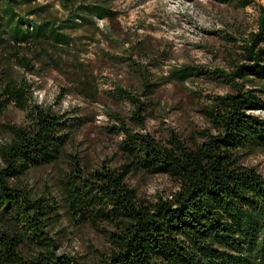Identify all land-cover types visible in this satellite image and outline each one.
Wrapping results in <instances>:
<instances>
[{"label":"trees","instance_id":"obj_1","mask_svg":"<svg viewBox=\"0 0 264 264\" xmlns=\"http://www.w3.org/2000/svg\"><path fill=\"white\" fill-rule=\"evenodd\" d=\"M30 1L0 0V47L57 41L66 36L68 28L95 24L94 18L115 14L110 0H58L67 10L66 18L36 23L31 17L46 6L29 5L20 13L18 9ZM249 3L240 2L242 6ZM263 18L264 8L260 31L241 47L246 62L229 73L216 70L236 91L211 97L204 110L211 129L199 132L201 139L193 147L175 134L169 146H161L150 134L131 131L115 116L121 122L115 127L124 135L121 148L130 158L128 166L176 180L179 190L172 199L140 202L124 182V165L120 170L102 167L86 177L78 160L72 161L62 182L68 210L83 221L107 222L114 228L108 231L111 251L95 264H264V176L239 159L240 151L264 148V116L250 113L264 110ZM192 71L183 67L173 76L185 79ZM255 82L257 87H245ZM143 86L147 94L152 93L153 84L144 82ZM116 93L134 105V119L143 127L144 102L120 86ZM27 94L25 84L5 83L0 116L10 102L25 109L30 100ZM31 107V123L10 126L11 139L0 146V221L10 224L6 229L0 227V264H80L72 256L57 254L53 238L44 230L45 221L56 214V204L43 197L32 198L10 179L57 162L69 134L83 119L55 114L37 104ZM25 240L39 248L32 257L18 249Z\"/></svg>","mask_w":264,"mask_h":264},{"label":"rangeland","instance_id":"obj_2","mask_svg":"<svg viewBox=\"0 0 264 264\" xmlns=\"http://www.w3.org/2000/svg\"><path fill=\"white\" fill-rule=\"evenodd\" d=\"M242 1L110 0L113 16L68 28L62 39L0 47V93L11 80L25 84L30 97L25 109L15 102L6 105L0 116V146L10 141V126L31 123L28 114L33 104L83 119L69 134L57 162L10 179L32 198L43 197L56 204V214L45 221L44 230L53 238L57 254L72 256L80 264H95L113 246L108 237L114 229L111 224L86 222L68 210L62 182L73 160H78L86 177L102 167L120 170L126 166L124 182L144 204L172 199L179 190V183L168 175L128 166L130 158L121 148L124 135L115 127L121 122L115 116L131 131L150 134L161 146H169L175 134L193 147L201 139L199 132L211 129L204 112L211 97L236 91L216 70L229 73L246 62L241 47L260 31L264 0H246L250 3L245 6ZM29 5L46 6L33 14L32 22H58L67 16L58 0H31L18 10L27 11ZM261 33L264 37V28ZM183 67L193 71L185 79L173 76ZM144 82L154 85L152 93H146ZM256 82L245 83V87L255 88ZM116 86L144 102L143 127L134 119V105L117 95ZM250 113L264 116L260 109ZM239 159L264 176V148L240 151ZM9 226L0 221L2 229ZM18 249L26 257L39 250L26 240Z\"/></svg>","mask_w":264,"mask_h":264}]
</instances>
